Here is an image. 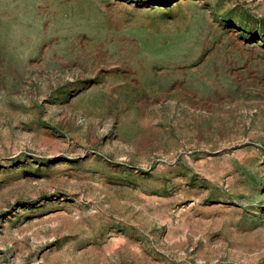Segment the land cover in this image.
Returning a JSON list of instances; mask_svg holds the SVG:
<instances>
[{"label": "rangeland", "instance_id": "rangeland-1", "mask_svg": "<svg viewBox=\"0 0 264 264\" xmlns=\"http://www.w3.org/2000/svg\"><path fill=\"white\" fill-rule=\"evenodd\" d=\"M0 264H264V0H0Z\"/></svg>", "mask_w": 264, "mask_h": 264}]
</instances>
